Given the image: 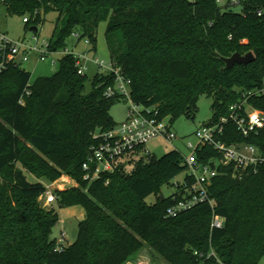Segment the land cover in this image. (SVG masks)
Returning a JSON list of instances; mask_svg holds the SVG:
<instances>
[{"label":"trees","instance_id":"obj_1","mask_svg":"<svg viewBox=\"0 0 264 264\" xmlns=\"http://www.w3.org/2000/svg\"><path fill=\"white\" fill-rule=\"evenodd\" d=\"M218 0H0L10 15L26 18L27 27L44 25L59 13L50 41L55 51L79 35L97 51L98 29L106 23L110 58L132 80V100L155 107L171 125L193 117L201 97L213 100V119L230 115L244 93L264 85V0H239L234 12ZM38 12V15L35 13ZM253 53L248 66L227 69L224 59ZM88 75L65 55L51 77L32 83L31 74L11 66L0 76V264H130L148 244L169 264H201L195 253L212 249L227 264H260L264 259V165L240 179L233 166H219L209 189L215 208L201 205L167 218L170 199L162 190L187 173L174 150L158 159L137 153L94 182L84 179L83 164L98 131L117 124L111 116L119 98L108 99L113 85L97 73L87 91ZM29 93V94H28ZM23 101L24 104H21ZM250 105L264 114V94ZM222 140L247 143L264 153V129L245 138L232 122ZM138 155V156H137ZM199 162L222 159L205 146ZM27 173L38 181L30 182ZM70 177L77 185L55 191L59 209L81 207L77 241L61 247L52 239L60 214L40 198L48 186ZM155 197V202L147 200ZM225 219L212 228L213 216Z\"/></svg>","mask_w":264,"mask_h":264},{"label":"built area","instance_id":"obj_2","mask_svg":"<svg viewBox=\"0 0 264 264\" xmlns=\"http://www.w3.org/2000/svg\"><path fill=\"white\" fill-rule=\"evenodd\" d=\"M218 2L224 4L223 0ZM239 3V0L229 1L231 6L239 5ZM35 15H38V12ZM29 21L30 17L24 18L25 24ZM74 36L79 39V35ZM85 40L90 45V41ZM52 47L51 42L41 41L37 34L34 35L33 42H27L12 40L7 34L0 32V76L11 66L23 67L34 56L39 62H46L49 57L59 53ZM65 55L75 57L79 75H87L89 61L97 67L99 74L113 80V85L105 90L106 98H119L130 103L128 117L124 123L110 131H98L94 135L96 144L90 149L87 161L83 164L86 181L94 182L103 174L114 172L119 162H125L139 151H144L146 145L152 140L164 138L168 142H174L178 139L168 119H162L155 107H145L132 100V80L114 61L100 60L95 55L88 59V54L77 55L74 51H65L63 57ZM261 94H264V85L257 90L244 93L242 100L231 106L228 117H223L216 123L204 125L198 130L196 134L198 145L190 144L188 147L191 151L190 155L184 157L187 173L181 182L176 180L173 182L172 187L175 191L169 198L167 218H177L201 205H209L214 209L216 201L210 196L209 189L213 179L219 174V166H233L235 176L241 179L245 173H256L264 165V153L258 147L247 143L230 145L222 140L225 128L230 122L237 126L245 138L257 135L264 129V114L254 109L249 103L253 96ZM21 104H24L23 101ZM205 146L219 152L222 159H211L207 164L199 162L197 151ZM146 154L150 156L149 153L146 152ZM40 200L51 206L56 203L55 193L48 187L47 193ZM224 225L225 219L214 214L212 228L221 229ZM195 254L201 258V264H227L213 249L208 254L198 252Z\"/></svg>","mask_w":264,"mask_h":264},{"label":"rangeland","instance_id":"obj_3","mask_svg":"<svg viewBox=\"0 0 264 264\" xmlns=\"http://www.w3.org/2000/svg\"><path fill=\"white\" fill-rule=\"evenodd\" d=\"M224 5L227 4V0H223ZM232 11L241 12V7L239 5L232 6ZM27 15L26 17H29ZM59 21V13L50 12L46 15L45 23L39 26L38 34L31 30L34 27L30 24L28 27L24 23V17L19 15H10L7 11L6 6L0 3V32H3L9 36L10 39L15 41L25 40L27 42H33V37L37 34L41 41L50 42L53 38V34L57 26H61ZM106 23H102L98 29V41H97V51L95 53H89L91 46L86 43L83 39L81 42L77 43V38L71 36L66 41V50L61 49L59 53L49 57L46 62L41 63L38 61L37 57L34 56L29 63L23 65V69L28 71L32 76V83H34L39 78L51 77L59 70L60 60L63 57L65 51H74L77 55L88 54V59L95 55L100 60L109 61L110 52L106 42L105 32ZM55 61V63H54ZM89 66V71L87 72L89 82L87 83V91H91V81L98 73L97 67H95L89 61L87 62ZM213 100L203 96L201 97L197 109L193 114V117H181L172 125L173 132L177 135L178 139L174 142H168L164 138H157L150 141L144 151H139V157H148L146 154L149 153L150 156H154L158 159L164 157L168 153L177 150L183 157H188L190 155L189 145L197 146L199 141L197 138V132L205 124H208L213 119L212 111ZM130 109V103L128 101L122 100L118 102L111 110V116L117 125L124 123L127 120L128 113ZM170 122V119H168ZM171 124V123H170ZM27 177L30 182L38 181L31 174L27 173ZM184 175L179 176L176 181H182ZM41 181L45 182L52 192L65 190L70 187H74L77 183L70 177H63L57 183H49L45 178H40ZM55 184V185H54ZM175 189L174 187H165L162 190V194L165 198H170ZM39 202L47 208L54 207L60 214V221L54 227L52 233V239L57 241V244L61 247H68L74 244L79 235V223L84 220L85 211L81 207H71L59 209L57 204L49 206L44 203V201L39 200ZM147 202L149 204L155 202V197H150ZM130 264H169L162 257L158 256L148 244L133 257ZM264 264V259L260 262Z\"/></svg>","mask_w":264,"mask_h":264},{"label":"water","instance_id":"obj_4","mask_svg":"<svg viewBox=\"0 0 264 264\" xmlns=\"http://www.w3.org/2000/svg\"><path fill=\"white\" fill-rule=\"evenodd\" d=\"M31 30L36 32L37 28L31 29ZM254 61H255V56L253 53H248L246 55L236 53L232 57L224 59V62L226 64V68L229 70L233 69L236 65L248 66L249 64H251ZM161 197H162V201H164L165 197L163 194H161Z\"/></svg>","mask_w":264,"mask_h":264},{"label":"crops","instance_id":"obj_5","mask_svg":"<svg viewBox=\"0 0 264 264\" xmlns=\"http://www.w3.org/2000/svg\"><path fill=\"white\" fill-rule=\"evenodd\" d=\"M57 183V182H56ZM55 185V184H54ZM84 218H85V214H84Z\"/></svg>","mask_w":264,"mask_h":264}]
</instances>
